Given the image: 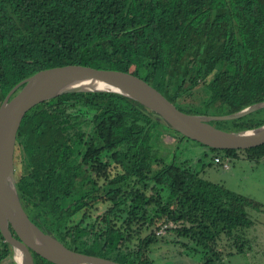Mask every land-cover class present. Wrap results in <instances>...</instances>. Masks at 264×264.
<instances>
[{
	"label": "trees",
	"instance_id": "16d2710c",
	"mask_svg": "<svg viewBox=\"0 0 264 264\" xmlns=\"http://www.w3.org/2000/svg\"><path fill=\"white\" fill-rule=\"evenodd\" d=\"M65 65L130 73L187 114H233L264 102V0H0V105L22 81ZM192 91H201L202 98L187 108L181 101ZM59 110L64 115L56 121ZM85 124L93 126L94 136L83 130ZM211 124L235 132L254 129L264 124V108ZM162 126L186 139L119 94L69 93L32 108L17 133L14 158L16 185L18 170L31 179L19 194L30 219L31 206L49 221L57 218L59 228L49 234L68 249L120 264H150L146 253L164 226L193 247L200 264H224L225 256L246 253L252 243L246 234L254 226L248 210L259 204L202 178L193 161L166 163L151 144ZM211 150L212 164L221 166L215 158L231 160L240 152L259 159L264 145ZM102 154L121 172L103 182L102 195L93 196L91 188L75 196L77 170ZM103 174L100 169L98 176ZM100 201L110 202L100 216L103 232L93 233L81 221L68 227ZM224 240L235 252L222 253ZM10 253L0 234V262ZM33 257L34 264H52Z\"/></svg>",
	"mask_w": 264,
	"mask_h": 264
},
{
	"label": "water",
	"instance_id": "95a60500",
	"mask_svg": "<svg viewBox=\"0 0 264 264\" xmlns=\"http://www.w3.org/2000/svg\"><path fill=\"white\" fill-rule=\"evenodd\" d=\"M97 84L102 88H95ZM69 93L119 94L156 114L183 137L210 149L248 150L264 145V124L237 132L223 131L211 124L252 114L263 109L264 102L229 115H191L177 109L155 88L130 73L81 65L39 71L16 85L0 105V234L15 253H20L21 264H34L33 253L52 264H120L70 250L44 232L29 218L17 190L14 158L22 120L35 106Z\"/></svg>",
	"mask_w": 264,
	"mask_h": 264
},
{
	"label": "rangeland",
	"instance_id": "374dc122",
	"mask_svg": "<svg viewBox=\"0 0 264 264\" xmlns=\"http://www.w3.org/2000/svg\"><path fill=\"white\" fill-rule=\"evenodd\" d=\"M202 98L201 91L193 92L190 96H185L181 101V104L187 108L196 107ZM64 113L59 110L53 114L55 120H59ZM210 115V114H209ZM263 116V114H261ZM83 120V119H80ZM90 119L87 121L89 122ZM85 124L83 130L87 131L89 137L94 136L93 126ZM214 126V125H213ZM216 127V126H214ZM216 128L223 131H230L228 125H218ZM162 131L158 139V133H153V139L151 144L153 145L154 152L159 155L165 156V162L168 163L172 159L175 160L177 165L182 164L184 161H193V168L201 171V177L215 184L224 185V187L230 191L240 194L253 200L259 204V209L248 210L252 211L250 216L254 222V226L251 227L246 236L252 241L250 249L246 250L244 254H233L225 256L224 264H264V153L259 159L246 156L244 152L237 154L236 158H229V165L222 168L220 165L212 164L211 156L212 150L204 149L200 144L189 140L180 139L175 135H171V131L163 126L159 128ZM167 130V131H165ZM154 142V141H157ZM96 148L101 146L100 142L95 140L94 145ZM206 151V152H205ZM205 156H202L204 155ZM18 157L17 151L15 152V158ZM97 159L106 161L109 164V169L112 175L121 172L120 167L114 166V161L108 158L107 154L100 155ZM197 160H200L197 162ZM80 162V158L77 159ZM93 161L81 165V173H78L79 177L76 179V184L73 190L75 196L79 195V192L90 189L91 183L88 178L95 179ZM84 165V166H83ZM153 170L157 171L159 167L152 164ZM17 175H20V181L18 182L17 190L19 194L24 196V190L26 184H29L31 179L28 175H21L20 170L17 171ZM102 181H99L94 189L97 191L96 195L103 192L101 187ZM146 196L150 197L153 192L150 191V187L144 189ZM167 191L164 190L161 195H166ZM29 206V205H28ZM109 205L96 202L92 207H86L82 209L76 216H74L68 225V227L76 226L80 221L83 226L89 227L93 233H101L104 231L105 222L101 220L100 216L105 212ZM88 208V209H87ZM30 212L34 215L32 218L36 220L44 231L47 233H55L58 230L57 218L49 221L48 218L37 209L28 207ZM136 227V226H135ZM60 230V229H59ZM157 237H160V241L151 245L146 253V258L150 264H200L199 255L194 253L193 247L189 245L186 247L181 244L183 239H178L173 231L170 232H157ZM56 238V237H55ZM220 248L223 254L235 252L228 247V241L224 240L220 244ZM16 253L12 251L10 256L3 259L0 264H17L15 260Z\"/></svg>",
	"mask_w": 264,
	"mask_h": 264
},
{
	"label": "flooded vegetation",
	"instance_id": "af4514ba",
	"mask_svg": "<svg viewBox=\"0 0 264 264\" xmlns=\"http://www.w3.org/2000/svg\"><path fill=\"white\" fill-rule=\"evenodd\" d=\"M96 160V159H95ZM94 162V161H93ZM99 164H101L102 166H100V167H97ZM92 165H95V167H94V169H93V171H94V175H95V179L94 180H92V181H96V183H98L99 181H102V185H101V187L103 188V182L105 181V180H107V179H109V178H115V176H116V174H114V175H112V173H111V171H110V169H109V164H108V162H106V161H101V160H97V162L95 163V164H92ZM84 166V165H83ZM114 166H118V167H120V165H116L115 163H114ZM100 169H102V170H104V174L102 175V176H98V171L100 170ZM120 170H122V168L120 167ZM81 168H79L78 170H77V172L78 173H81ZM118 173H120V172H118ZM78 177H79V175H78ZM78 177H76V178H78ZM88 181H89V183L90 182H92L91 181V179H89L88 178ZM91 185V188L92 189H94V187L95 186H93L92 184H90ZM90 188V189H91ZM104 189L105 188H103L102 190H103V192H104ZM94 192H92L93 194V196L95 195V196H98V195H102L103 194V192L102 193H100V194H98V195H96V193H97V191L94 189L93 190ZM102 204H106V205H109L108 206V208L105 210V211H107V210H109L110 209V202L109 201H105V202H103V201H100ZM91 204V203H90ZM93 206V204L91 205V207ZM29 216V215H28ZM29 218H30V216H29ZM32 219V221L36 224V223H38L36 220H34L33 218H31ZM40 228V227H39ZM42 229V228H41ZM9 231H10V233H11V235L13 236V237H16V235L14 234V232H13V230L9 227ZM4 241V240H3ZM5 242V241H4ZM6 243V242H5ZM7 245H8V247L10 248V250H11V252L12 251H14V249L8 244V243H6ZM15 252V251H14Z\"/></svg>",
	"mask_w": 264,
	"mask_h": 264
},
{
	"label": "built area",
	"instance_id": "2783aa9c",
	"mask_svg": "<svg viewBox=\"0 0 264 264\" xmlns=\"http://www.w3.org/2000/svg\"><path fill=\"white\" fill-rule=\"evenodd\" d=\"M214 162L217 163V164H221L222 168H224V169H226L225 167H228V165H229V161H228L227 158L224 161H222V159H220V158H215ZM169 226H172V223H169ZM165 227L166 226H164L163 229ZM163 229L161 231H159V232H163L164 231Z\"/></svg>",
	"mask_w": 264,
	"mask_h": 264
},
{
	"label": "bare ground",
	"instance_id": "6f19581e",
	"mask_svg": "<svg viewBox=\"0 0 264 264\" xmlns=\"http://www.w3.org/2000/svg\"><path fill=\"white\" fill-rule=\"evenodd\" d=\"M95 88H102V87H101V85H98V84H97V86H95ZM15 255H16V256H15V260L18 262V264H21L22 259H21V255H20V253L18 252V253H16Z\"/></svg>",
	"mask_w": 264,
	"mask_h": 264
}]
</instances>
